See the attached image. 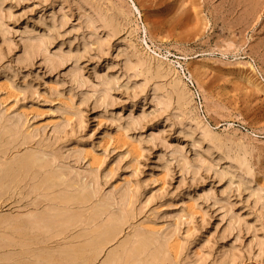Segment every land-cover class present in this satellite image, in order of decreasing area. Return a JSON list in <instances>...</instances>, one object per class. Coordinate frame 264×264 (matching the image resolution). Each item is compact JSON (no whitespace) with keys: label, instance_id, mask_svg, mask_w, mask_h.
<instances>
[{"label":"rangeland","instance_id":"374dc122","mask_svg":"<svg viewBox=\"0 0 264 264\" xmlns=\"http://www.w3.org/2000/svg\"><path fill=\"white\" fill-rule=\"evenodd\" d=\"M7 1L11 7L8 42L12 43L0 36V109L6 114H18L22 130H31L34 140L52 136L53 129L62 127L57 138L62 154L69 155L83 169L99 165L105 188L126 189L136 224L167 234L172 254L180 246L179 264H220L223 250L230 253L232 248L234 259L226 264H264V247L259 249V233L253 224L258 210L254 197L238 182L230 184L234 212H240L251 226L244 222L240 228L238 223L231 224L228 202L221 193L228 186L227 178L220 180L214 170L206 169L195 175L170 157L172 150L168 146H183L189 158L197 148L179 129L175 117L172 120L169 113H159L149 95L143 98L133 89V83L127 82L117 51L131 42L170 65L189 90L195 117L222 138L251 147L253 180L262 186L264 0L249 16L244 0H123L129 11L125 10L130 12V24L110 39L111 51L100 54L97 43L91 42L92 50L82 51L81 57V65L88 73L96 67L99 71L115 69L123 75L113 91L114 104L108 107L93 97L81 96L83 90L71 79L70 64L51 69L40 56L23 60L20 37L24 30H45L51 24L49 16L59 13L61 1ZM70 3L69 13L74 11L71 22L77 24L80 12ZM184 7L190 12L182 11ZM173 15L180 19L176 21ZM158 17L165 23L161 24V18L160 24H155ZM168 18L175 26L181 22L183 27H175L170 20L166 23ZM150 19L156 20V26ZM67 31L70 33V27L64 32ZM72 33L78 37L76 40ZM72 33L63 39L59 36L66 44L64 48L73 40L74 46L81 47L80 32ZM131 110L134 116L142 117L141 124H128ZM24 193L4 199L1 210L13 215L39 210L41 199L26 198Z\"/></svg>","mask_w":264,"mask_h":264},{"label":"bare ground","instance_id":"6f19581e","mask_svg":"<svg viewBox=\"0 0 264 264\" xmlns=\"http://www.w3.org/2000/svg\"><path fill=\"white\" fill-rule=\"evenodd\" d=\"M59 1V13L56 15L51 11L53 14L49 16L50 26L47 25L43 31L34 28L24 30L25 33L20 37L23 60L29 61L40 56L51 69L70 64L68 70L71 79L76 87L83 90L81 96L84 99L93 97L95 102L100 101L105 107L113 106V91L124 78L123 75L115 69L99 71L96 67L88 73L85 66L81 65V57L83 52L92 50L89 46L91 42L97 43L96 50L99 53L111 51L110 39L130 24L129 10L123 6V0ZM69 1L73 2L70 3L73 5L71 8L80 12L76 17L79 19L78 25L71 22V13L74 11L71 12L70 8L69 13ZM244 1L249 7L246 10L247 16L257 12L261 0ZM243 2L240 1V5ZM7 4V0H0V36L5 42L11 40L8 39L10 27L7 23L11 7ZM65 6L68 8L65 9ZM178 9L176 12H180ZM181 9L183 11L188 8ZM178 17H175L176 21L180 19ZM162 19L153 22L164 24L165 20ZM173 24L175 26L176 23ZM180 26L183 27V24ZM69 27L70 33L69 30L64 32ZM158 29L159 26L156 31ZM72 31L77 34L80 32L81 47L73 45L78 37H74ZM71 33L75 40L67 43V48H64L66 44L58 38L61 36L63 39V36L67 37ZM56 37L60 41L57 40L58 44ZM117 51L124 69L122 74L127 82H132L133 89L139 94L141 92L143 98L149 95L159 113H169L172 120L175 117L179 129L189 136L197 148L194 156L189 158L183 146H168L172 150L170 157L195 175L206 169L214 170L220 180L227 178L228 186L221 193L228 202L229 222L238 223L239 228L242 222L249 227L251 225L240 212H234L229 186L236 181L239 186L243 185L249 190V194L254 197V207L258 209L253 215V224L259 233V249H262L264 185L254 183L251 147L239 140L222 138L206 122L195 117L190 105L189 90L170 65L131 42L118 47ZM200 74H205V71ZM127 119L129 125H136L141 124L142 117L134 116L131 110ZM53 130L55 133L52 136L34 140L35 135L31 130H22L18 114H6L0 109V204L15 195L21 197L24 192V197L37 201L41 199L39 201L42 202L39 210L17 215L5 213L0 205V264H179L180 246L172 254L171 247L167 245V234L149 226L137 225L128 191L105 188L99 165L93 164L91 168L83 169L69 155H63L62 148L57 146L58 132L63 128ZM234 254L233 248L230 253L223 250L220 264L233 260Z\"/></svg>","mask_w":264,"mask_h":264}]
</instances>
